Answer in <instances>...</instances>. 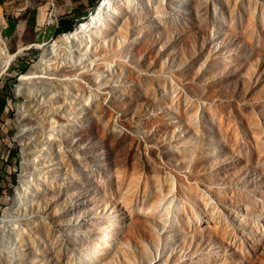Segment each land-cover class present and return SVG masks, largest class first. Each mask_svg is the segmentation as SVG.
<instances>
[{"label": "rangeland", "instance_id": "rangeland-1", "mask_svg": "<svg viewBox=\"0 0 264 264\" xmlns=\"http://www.w3.org/2000/svg\"><path fill=\"white\" fill-rule=\"evenodd\" d=\"M24 1L0 0V264H264V0H111L59 38L98 0L17 49Z\"/></svg>", "mask_w": 264, "mask_h": 264}, {"label": "crops", "instance_id": "crops-1", "mask_svg": "<svg viewBox=\"0 0 264 264\" xmlns=\"http://www.w3.org/2000/svg\"><path fill=\"white\" fill-rule=\"evenodd\" d=\"M98 0H25L11 9L8 23L9 40L17 49L35 45L60 21L81 20Z\"/></svg>", "mask_w": 264, "mask_h": 264}, {"label": "bare ground", "instance_id": "bare-ground-1", "mask_svg": "<svg viewBox=\"0 0 264 264\" xmlns=\"http://www.w3.org/2000/svg\"><path fill=\"white\" fill-rule=\"evenodd\" d=\"M110 1L111 0H100L97 7L95 8V10L90 14V16L83 22H80L78 24V26L68 32V33H62L59 35V38L61 39H67L68 40H71L73 39L79 32H86L87 30H89L91 27L95 26L100 18V15H101V12H102V9L107 7L108 5H110ZM0 41H1V38H0ZM56 43V40L55 41H51L47 44L44 45V48H49L52 46V44H55ZM0 53L2 55H6L8 58V60L6 61V64L10 61V59L12 57H14V55L12 54H8V52L0 47ZM12 60V59H11ZM47 62V60L45 58H40V60L38 61L37 63V66H42L44 65L45 63ZM96 71H99V68H95ZM87 77H91L90 73L86 74ZM34 77H42V75L40 74H37V72L35 71H32V72H29L28 74H24L22 76V79H29V78H34ZM64 218H70L68 215L65 217V215H63ZM50 223V220L47 218V217H43L41 218V220H39V222L37 223L38 227L39 228H43V229H46V233L47 234H50V229L51 227H49Z\"/></svg>", "mask_w": 264, "mask_h": 264}, {"label": "trees", "instance_id": "trees-1", "mask_svg": "<svg viewBox=\"0 0 264 264\" xmlns=\"http://www.w3.org/2000/svg\"><path fill=\"white\" fill-rule=\"evenodd\" d=\"M6 19L9 20V17L6 16ZM71 18L68 16V18L64 21H60V25H63L66 21H70V22H74L73 20H70ZM83 19L79 20V21H82ZM72 28V25H70L68 27V29H71Z\"/></svg>", "mask_w": 264, "mask_h": 264}]
</instances>
